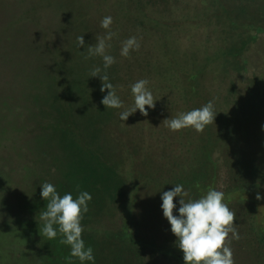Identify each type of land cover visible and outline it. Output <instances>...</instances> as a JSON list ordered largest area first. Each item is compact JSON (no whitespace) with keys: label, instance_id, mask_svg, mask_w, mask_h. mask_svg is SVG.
<instances>
[{"label":"trees","instance_id":"1","mask_svg":"<svg viewBox=\"0 0 264 264\" xmlns=\"http://www.w3.org/2000/svg\"><path fill=\"white\" fill-rule=\"evenodd\" d=\"M87 1L94 14L101 16L100 23L87 22L93 45L96 36L107 32L100 26L102 19L106 16L113 19L111 31L116 35L109 42L107 54L116 61L114 69L119 72L113 86L123 107L112 110L108 124L95 118L100 109L91 99L96 89L90 84L94 77L89 73L102 58L85 60L87 52L73 43L72 65L68 58L59 59L63 69L47 84L53 91V100L63 99L62 90L68 92L70 99H76L69 124L76 131L70 133L61 128L63 111L58 106L54 110L53 126L40 131L24 129L29 120L33 121L31 118L18 119L11 115L0 118V167L4 172L10 173V165L27 163H32L31 171L45 170L37 160L55 168L53 173L52 168L47 170L50 180L31 173L33 181L28 184L31 186L28 192L36 199L21 203L27 211L25 215L19 210L10 217L26 226L34 225L28 229L36 228L27 218L38 212V199H42L39 187L45 182L56 185L61 197L71 194L76 199L80 192L86 191L97 197L93 204L98 206L99 214L83 215L81 223L86 228L88 220L99 217L103 211L120 221L116 233H103L118 238L132 253L136 264H155L153 260L157 256L169 264H185L163 210L154 216L149 211L151 206L142 209L139 197L142 192V202L146 198L158 202L157 198L146 196L149 186L153 192L159 189L167 192L180 184L189 192L185 199L196 200L211 188L222 191L224 203L234 211L249 204L254 208L251 196L264 193V95L257 96L256 90L248 88L251 83L256 85L257 74L264 73V0ZM37 2L41 1L0 0V32L9 33L22 24L21 37L29 39L42 34L46 23L38 18L37 12H31ZM24 8L19 16V9ZM10 15L15 21L10 22L12 18L7 21ZM59 25L65 26L64 22ZM49 28L52 34L58 33L56 28ZM132 36L139 41L140 49L123 57L122 42ZM59 40L62 53L57 54L64 57L63 49L67 45L61 47L63 39ZM6 43L0 41V50ZM87 63L91 64L90 68ZM141 79L149 81L147 87L153 94L155 108L146 109L147 117L137 110L127 121H122L118 113L133 105L131 85ZM248 80L250 84L246 85ZM59 84L64 88L60 89ZM244 84V90L239 91ZM24 91L31 99H37L35 87L28 85ZM209 101L214 103L217 115L215 123L206 126L202 133L192 128L173 132L162 125L165 119L201 108ZM52 103L55 105L56 101ZM166 168L164 179L156 176ZM122 193L128 197H122ZM158 199L162 202L160 194ZM179 199L174 200L176 216H179ZM251 217L253 223L242 218L234 221L237 228L244 229L240 233L244 240L251 235L248 234L251 224L264 233V228L256 227L255 215ZM148 220L150 225L146 223Z\"/></svg>","mask_w":264,"mask_h":264},{"label":"rangeland","instance_id":"2","mask_svg":"<svg viewBox=\"0 0 264 264\" xmlns=\"http://www.w3.org/2000/svg\"><path fill=\"white\" fill-rule=\"evenodd\" d=\"M40 1V3H36L35 8L32 6L33 9L31 12H37L36 15H39L38 18L43 19L47 24V26L46 24L43 26L42 34H36L29 39H26V36L21 37L23 32L22 24L14 29L12 28L10 30V32L13 30L11 32L12 34H9L10 32H0V41H7L4 48L0 50V118L5 115H7V117L11 115L18 119L28 120V118H31L33 121L29 120L24 129H27V132L31 130L40 131L42 128L53 126L52 121L56 115L54 110H58L59 107L64 112V114L62 112L60 116L62 123L61 128L70 133H74L76 129L72 128L69 124L71 121V107L73 104L75 105L77 103L76 99H70L68 97V92L62 90L63 99L53 100V91L48 88V84L52 83L53 79L55 80V75H58L57 71L61 68L63 69L62 64H59L60 60L67 61L66 59L68 58V62L71 64L75 50L70 47L73 46V43L76 47H80L77 43V37L84 36L85 46L80 47L84 52H86L88 46L93 45L89 40L90 36L87 24L94 20L100 23L101 16L94 14L92 5L90 8L87 0ZM25 9L26 8L23 10L19 9V16H22ZM13 18L15 17H11L10 15L7 21L11 19V22L14 20ZM61 22H64L65 26L61 27L59 25ZM18 27L21 28L17 30ZM49 27L56 28L58 33L52 34L48 31V29H51ZM100 32L101 31H98L99 34ZM42 36H44L45 39H43ZM59 38L63 39L61 47L64 48V46H68L63 49L66 51L64 57H61L62 54H57V52H61L59 50ZM39 48L42 49V51H39ZM90 58L91 57H86L85 60ZM87 65L88 67L91 66L90 63H87ZM96 67H100L102 69L101 74H105L102 60H100ZM67 68L70 69L69 66ZM114 68L115 66L113 64L106 70V74L109 76V82L112 84L115 83L116 77L118 78L117 73L119 72H115ZM72 78H74V74H72ZM256 79V85L250 84L249 80L245 84H250L248 88L256 90L258 92H255L257 96H262L264 95V73L257 74ZM90 84L96 89V93H94L91 99H94L96 105H98L100 109V113L97 114L99 116H95V118L107 123L109 117L113 115V109H106L101 103V100L107 94L106 92L102 93L100 90L102 81L99 77H94V81L91 82L90 80ZM245 84L241 86L242 88H239V91L244 90ZM28 85L37 89V99H31V97L28 96V92L24 91ZM58 87L60 89L61 87L64 88V86H60V84ZM70 100L74 102L71 103ZM54 101H56L55 105L52 103ZM104 110L105 112L103 113ZM18 129H20V126ZM131 131L137 133L135 128H132ZM135 133L132 134L133 137H135ZM37 161V164H39L41 168L44 166L43 168L45 170L38 169L39 171L35 172L33 169L31 171V167H33L32 163L20 164L19 166L10 165L9 174H11V176L6 170L4 172V170L1 169L2 167H0V264H68L66 258L70 256V247L59 243L62 237L59 235L57 238L60 237V239L48 240L40 235L39 227L42 226L40 225L42 222L39 220V214L42 210H45L47 203L43 198L38 199V212L32 213L31 216L27 218L35 223L36 228L28 229L34 225L26 226L22 221L19 222L12 218V216L10 217V214L14 217L15 212L19 210V213L25 215L27 211L23 210L21 203L25 204L29 202L31 198L36 199L34 194L30 195L28 192L31 188L28 184L33 181L31 173L33 175L36 174L37 177L41 175L47 177V170L49 168H52L50 171L51 173L55 172L54 167H50L49 164L43 165L44 162L42 160ZM156 165L158 164L156 163ZM152 166V177L154 178L153 172L155 168L153 164ZM166 171L167 168L164 171L158 172L156 176L164 179L166 177ZM53 186L57 188L56 185ZM34 188L35 186L32 187V190H34ZM148 189L150 191L152 189L151 186H149ZM39 190L42 191L41 186ZM148 192L146 196L157 198L158 202H151L148 198L144 199L145 201L142 202L141 199L144 197L141 192L139 197V202L141 201L140 206H143L142 209H149L151 206L149 211L156 216L162 209V202L158 199V195L160 194V197H162L163 191L159 189L158 192H153L152 189L151 192ZM258 194L264 197V193ZM256 196L257 194L251 196V202L254 208L249 204L234 209L233 212L236 213V219H248L250 221L249 223H253L254 220L251 214H254L255 221L257 222L256 227L262 230L264 228V199L257 200ZM122 197L126 198L128 194L124 193ZM96 198L97 197H92V200L88 202L89 211L85 213L86 215H99L97 213L98 206L93 204ZM156 206H159V208ZM96 216H94V219L88 220L90 222H88L89 229L81 223L82 228L87 229H84L82 239L86 247H91L93 249L94 255V262L86 261L84 264H136L132 253L127 250L118 238H112L113 234L107 236L103 233L105 231L116 233L115 229L120 228V225H118L120 222L119 219L107 216L103 211L99 217L95 218ZM152 220L154 219L152 218ZM150 222V220L146 221L149 225ZM250 226L254 228L253 224ZM54 227L58 232V226ZM151 227H154V225ZM251 227L250 231H247L248 234L250 233L251 235L246 240L240 238V233H244L243 228H237L239 239L229 237L231 240L230 247L234 254V264H264V233ZM92 229H95V231ZM153 263L169 264V261L162 256H157L153 260ZM72 264H81V262L78 258H72Z\"/></svg>","mask_w":264,"mask_h":264},{"label":"clouds","instance_id":"3","mask_svg":"<svg viewBox=\"0 0 264 264\" xmlns=\"http://www.w3.org/2000/svg\"><path fill=\"white\" fill-rule=\"evenodd\" d=\"M113 19L106 16L101 21V27L107 30L105 35L96 36V43L87 47L88 57H100L103 61L105 74H101L100 67H94L90 77H99L102 81L101 92L107 94L101 100L106 109H120L122 101L118 97L106 70L116 61L107 54L111 47L110 41L116 35L111 31ZM80 47L85 46L84 36L77 37ZM140 49V43L135 36L122 42L121 56L129 57L130 52ZM149 81L141 79L131 85V93L134 99L133 105L118 113L122 121H127L129 116L137 110L147 117V108H155L154 97L148 89ZM216 113L214 103L209 101L201 108L186 113H180L176 117L165 119L162 123L173 132L192 128L197 133H202L206 126L215 123ZM127 126V125H126ZM42 198L47 202L45 210L39 214L42 226L39 227L40 235L48 240H54L59 232L62 237L61 245L70 247V256L66 259L72 264V258H78L81 264L86 261L94 262L93 249L86 247L82 239L84 229L81 226L83 215L89 211L88 202L92 196L88 192H80L78 198L74 199L71 194H64L62 197L57 193L51 183L41 185ZM179 197V216L174 215L175 198ZM189 192L185 191L183 185H175L173 190L163 192L162 210L164 217L171 225L172 233L177 237L176 246L183 252L185 264H234V254L231 250L229 234L233 239H239L237 226L234 223L236 213L230 210L224 203V193L209 189L207 194L199 199H185ZM257 200L264 197L257 194ZM54 226H58V232Z\"/></svg>","mask_w":264,"mask_h":264}]
</instances>
